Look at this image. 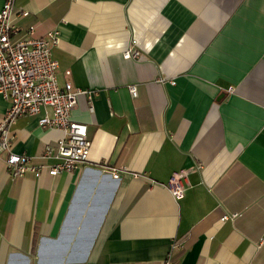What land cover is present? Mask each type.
<instances>
[{
    "label": "crops",
    "instance_id": "obj_1",
    "mask_svg": "<svg viewBox=\"0 0 264 264\" xmlns=\"http://www.w3.org/2000/svg\"><path fill=\"white\" fill-rule=\"evenodd\" d=\"M15 11L28 14L12 40L58 30L59 83L96 95L93 111L85 93L72 112L92 141L78 169L13 177L0 154V264H264V0H16ZM134 41L141 56L125 58ZM8 106L0 94V120ZM62 134L23 116L13 150L53 165L45 147Z\"/></svg>",
    "mask_w": 264,
    "mask_h": 264
},
{
    "label": "built area",
    "instance_id": "obj_2",
    "mask_svg": "<svg viewBox=\"0 0 264 264\" xmlns=\"http://www.w3.org/2000/svg\"><path fill=\"white\" fill-rule=\"evenodd\" d=\"M16 0H3L0 9V94L8 100L9 106L0 120V154H6L9 174L22 177L31 172L41 176L44 172L57 175L72 172L89 159L92 141L88 126L73 118V111L81 94H87L94 110L96 92L75 88L70 80L59 83V62L53 56V47L58 44V30H50L46 36L36 37L34 27H30L26 37L13 41L12 37L20 31L17 18L26 16L27 11H15ZM124 52L125 58H139L141 51L134 47ZM71 71H67L69 76ZM133 95L136 85L130 86ZM23 116H37L44 128H56L62 136L55 145L45 147L44 157L55 158L53 165H35L30 155L19 154L13 150L11 127ZM189 170L175 172L169 182V191L175 198L185 192V181ZM114 178L119 174L113 169ZM237 216L233 214L232 217ZM225 215L223 219L229 218ZM161 264H176L165 260Z\"/></svg>",
    "mask_w": 264,
    "mask_h": 264
}]
</instances>
